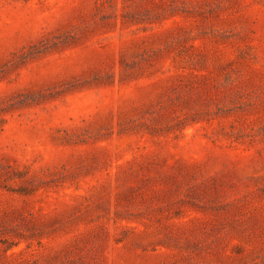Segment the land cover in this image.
Instances as JSON below:
<instances>
[{
    "label": "rangeland",
    "instance_id": "1",
    "mask_svg": "<svg viewBox=\"0 0 264 264\" xmlns=\"http://www.w3.org/2000/svg\"><path fill=\"white\" fill-rule=\"evenodd\" d=\"M0 264H264V0H0Z\"/></svg>",
    "mask_w": 264,
    "mask_h": 264
}]
</instances>
